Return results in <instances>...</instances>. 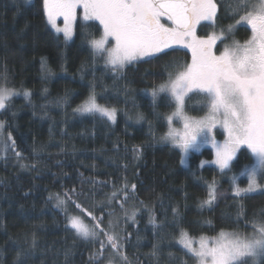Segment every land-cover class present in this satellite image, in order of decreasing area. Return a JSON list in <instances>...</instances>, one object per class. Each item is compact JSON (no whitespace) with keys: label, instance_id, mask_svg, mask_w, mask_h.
Segmentation results:
<instances>
[{"label":"trees","instance_id":"16d2710c","mask_svg":"<svg viewBox=\"0 0 264 264\" xmlns=\"http://www.w3.org/2000/svg\"><path fill=\"white\" fill-rule=\"evenodd\" d=\"M233 22L220 12L218 26ZM208 29L206 25L200 33L204 35ZM85 31L95 38L101 33L97 23L78 20L74 38L65 42L47 22L43 0H0V73L6 66L11 80L7 86L21 92L0 119L11 125L5 131L15 141L14 151L23 157L18 159L12 151L0 154V264H92L90 254L99 244L82 240L67 229L65 211L56 207L55 199H49L50 194L73 188L88 194L77 202L84 208L95 203V213L103 212L105 226L119 217L121 235L131 234L125 251L133 264H181V260L196 264L178 243L181 229L194 238L216 237L222 229L237 227L251 232L243 223H235L237 206L243 203L251 218L264 209V192L249 194L241 201L233 198L231 184L233 173L253 160L248 148L239 149L231 172H221L216 165L201 163L213 159L210 148L192 152L188 164L182 165L181 151L159 139L168 131V124L157 120L154 111L171 114L174 106L161 100L154 109L149 92L173 70L166 68L169 62L188 63L191 52L173 46L166 50L168 55L144 58L148 62L127 67L121 76L105 66L103 57H92L82 35ZM245 36L241 28L237 39ZM42 59L50 73L42 72ZM93 87L101 94L100 104L118 110L114 123L99 114L74 111ZM25 89L32 92L27 99L22 94ZM195 95L202 99L191 94L187 109L193 116L204 115L206 109L194 103L200 100ZM65 96V102H58ZM140 113L145 119L137 122ZM136 146H141L139 159L133 151ZM213 178L223 196L211 207H201L206 184ZM125 182L129 187L136 185L135 193H130L123 208L118 203L108 206L107 194L114 191L113 184L120 188ZM239 184L246 185L247 179L241 178ZM110 210L114 215H108ZM134 210L135 222L125 216V211L130 215ZM151 217H155L156 227L149 222ZM153 244L159 246L158 259L148 255ZM22 250L26 255L18 261ZM66 250L71 252L67 261Z\"/></svg>","mask_w":264,"mask_h":264},{"label":"snow or ice","instance_id":"6c2138e0","mask_svg":"<svg viewBox=\"0 0 264 264\" xmlns=\"http://www.w3.org/2000/svg\"><path fill=\"white\" fill-rule=\"evenodd\" d=\"M27 2V0H26ZM47 22L57 33H63L65 42L71 40L75 31L77 9H82L84 21H98L102 33L95 38L92 33L83 32L84 41L91 49L92 57H103L105 66L118 75H123L127 67L148 62L144 58L159 59L168 55L166 50L175 45L191 49V62L178 65L169 62L166 68L167 78L159 85H154L150 91L152 105L155 109L158 102L164 100L168 106H174L171 114L154 111L157 120L168 124V131L159 139L171 143L181 151L180 163L186 164L191 151H199L202 145L211 144L215 148V160L212 161L221 172H231L233 161L241 146H246L254 158L245 164L239 173L231 177L233 198L244 200L249 194L258 190L264 192V0H43ZM223 10L225 16L234 19L227 27L220 26V32H212L205 37L196 35V27L202 21H207L215 28ZM63 18V27L57 25V20ZM238 17V19H236ZM166 20L168 23L162 22ZM239 25H248L251 36L243 44L233 41L216 54L217 42L223 43L231 36ZM111 45V46H109ZM42 72H49L47 62L42 59ZM0 115L12 107L11 100L21 92L7 85L11 82L5 66L0 73ZM45 93L47 89H44ZM147 91V90H144ZM23 96L31 97L30 90H23ZM190 94L202 97L199 106L206 109L200 117L187 115V101ZM98 94L93 87L84 101L74 110L79 113H99L102 117L115 122L118 110L98 102ZM65 96L58 102H65ZM14 116L15 113L13 112ZM132 119V117H129ZM139 122L145 117L142 113L135 117ZM182 122V128L173 127V121ZM151 126V122H150ZM219 126L226 133L221 143L215 139L213 130ZM11 127L0 120V135ZM153 135H155L153 133ZM3 152L12 151L18 158L22 154L15 152V141L9 132L3 141ZM136 158H140L141 146L133 148ZM203 163H207L202 161ZM29 165L21 164V167ZM35 167V165H31ZM125 167H127L125 165ZM246 176L247 187H240L237 176ZM95 185L96 181H90ZM105 184L106 182H99ZM207 196L201 202V207H211L223 193L218 192L217 182L213 180L206 184ZM111 193L107 194V205L119 204L121 208L134 194L136 185L130 187L125 182L120 188L113 184ZM93 195L95 191L93 189ZM74 197L76 199H74ZM88 198V194L75 188L66 190L63 194H50L49 199L56 200V207L63 208L67 217L66 228L73 230L75 235L99 248L90 254L92 264H133L125 251V244L130 233L121 235L119 217L104 225V214L96 215V204L91 209L84 208L77 200ZM142 203V202H141ZM71 204L80 215H68V205ZM174 216L177 210H173ZM136 211L130 215L125 211L127 219L135 222ZM109 216L114 215L109 211ZM90 218V223L85 219ZM150 223L156 227L155 217ZM235 223H243L232 230L222 229L216 237H202L199 248H194L187 233L180 230V240L187 253L196 264H264V209L254 212L248 218L243 203L237 206ZM36 244L33 236V246ZM159 246L153 244L149 256L159 258ZM108 252L110 255H105ZM26 252L17 254L19 261ZM65 259L71 255L66 250ZM169 257L175 259L172 253ZM181 264L187 261L181 260Z\"/></svg>","mask_w":264,"mask_h":264},{"label":"rangeland","instance_id":"374dc122","mask_svg":"<svg viewBox=\"0 0 264 264\" xmlns=\"http://www.w3.org/2000/svg\"><path fill=\"white\" fill-rule=\"evenodd\" d=\"M82 16H83V12H82V9H77V19H76V21H75V29H76V23H77V21L78 20H80L81 22H83V23H85V24H88V23H90L91 21H84L83 19H82ZM93 22H95V23H97L98 24V26L100 27V29H101V33H102V26L99 24V22L98 21H93ZM162 22H165V23H168L166 20H164V21H162ZM50 25V24H49ZM57 25L59 26V27H63V18L61 17V18H59L58 20H57ZM201 25V24H200ZM209 26V29H208V33H206V34H204V35H202L201 33H200V30H201V28L203 29L204 28V26ZM198 26V25H197ZM50 27L53 29V30H55V28H53L51 25H50ZM210 28H212V29H210ZM217 32V33H219L220 32V26H217V27H215V28H213L210 24H207V22L206 23H203L201 26H199V27H196V35L198 36V37H205L206 35H208V34H210V33H212V32ZM101 33H100V35H101ZM60 34H62L63 35V33H60ZM74 36H75V31H74V35H73V38H74ZM100 37V36H99ZM98 37V38H99ZM72 38V39H73ZM229 38L230 39H232L233 38V34L231 35V36H229ZM228 38V39H229ZM71 39V40H72ZM68 41H70V40H68ZM220 41H218L217 42V46H216V48H215V52H216V54L217 55H219V53L221 52L220 50H222V43H219ZM109 46H111V45H109ZM176 47H183V46H181V45H175ZM183 48H185V49H187V50H189L190 52H191V49H188V48H186V47H183ZM191 56H192V54H191ZM147 58V57H146ZM191 62V59H190V61L188 62V63H190ZM150 93V92H149ZM191 95V94H190ZM196 96V95H195ZM196 98H198V99H200L199 97H197L196 96ZM201 101V99L199 100V102ZM199 102L198 101H196V102H194L195 104H198L199 105ZM187 103H188V101H187ZM194 106V105H193ZM186 113H187V115H189V116H191V117H196V118H200V117H202L203 115H201V116H193V115H191L190 113H189V111H188V109L186 108ZM96 114H99V113H96ZM100 115V114H99ZM101 116V115H100ZM1 120V119H0ZM112 122V121H111ZM114 123V122H113ZM172 126L173 127H176V128H182V122H180V121H176V120H174L173 121V124H172ZM213 134H214V136H215V139L217 140V141H219V142H223L224 141V139L226 138V133L223 131V129L222 128H220L219 126H217V128H215L214 130H213ZM7 136V133H6V131H4V134L3 135H0V141H3L4 140V138ZM166 143H168V142H166ZM241 147H246V146H241ZM204 148H210L212 151H213V159H211V160H208V161H205V162H207V163H211V164H213V165H215L214 163H212V161H214L215 160V148L211 145V144H204V145H202V147L200 148V150L199 151H201L202 149H204ZM247 148V147H246ZM3 146H2V144H0V154H2L3 156H5L7 153H4L3 152ZM249 150V149H248ZM199 151H191L190 153H189V155L187 156V158H186V160H187V162H186V164H184V165H187L188 164V160H189V157H190V155H191V153L192 152H199ZM250 151V150H249ZM254 159V158H253ZM217 166V165H216ZM218 167V166H217ZM232 177V176H231ZM243 177H245L246 179H247V177L246 176H237V183L239 184V180L241 179V178H243ZM259 182L261 183V184H264V180H259ZM247 184H248V179H247ZM247 184L246 185H244V186H242V185H240L239 184V186L240 187H247ZM257 192H261V191H257ZM220 193H224L223 191H221ZM256 193V192H255ZM72 205L71 204H69L68 205V212H69V215H80V212H78V211H72L73 210V207H71ZM88 208H89V210H92L91 209V207H89L88 206ZM96 214V213H95ZM85 223H90V220H89V218H86L85 219ZM187 236H188V239H190L191 241H192V244H193V247L194 248H199V243H200V240H201V238H194V237H192L191 235H189V234H187ZM179 240H180V236H179V239H178V243L181 245V246H183L182 245V243H180L179 242ZM110 255V254H109ZM103 264H106V261H104V263Z\"/></svg>","mask_w":264,"mask_h":264},{"label":"flooded vegetation","instance_id":"af4514ba","mask_svg":"<svg viewBox=\"0 0 264 264\" xmlns=\"http://www.w3.org/2000/svg\"><path fill=\"white\" fill-rule=\"evenodd\" d=\"M237 19H238V18H237ZM202 22L206 23L207 21H202ZM207 23H209V22H207ZM233 23H234V22H233ZM241 28L244 29L245 34H247L248 36H245L242 40H238V39H237V36H238V34H239ZM250 36H251V29H250V26H248V25H239V26H237L236 30H235L234 33H233V39H231L230 41H225V40L223 41V43H224L225 45H223V43H222V50H220V51H223V49H224V47H225L226 45H231L235 39H236V41H238L239 43L243 44L244 41H246ZM219 43H221V42H219Z\"/></svg>","mask_w":264,"mask_h":264}]
</instances>
